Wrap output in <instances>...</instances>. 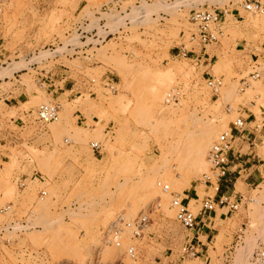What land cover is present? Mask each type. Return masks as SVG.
<instances>
[{"label": "rangeland", "instance_id": "obj_1", "mask_svg": "<svg viewBox=\"0 0 264 264\" xmlns=\"http://www.w3.org/2000/svg\"><path fill=\"white\" fill-rule=\"evenodd\" d=\"M112 1L0 6L1 53L9 59L0 69L9 78L0 81V264H249L264 244V84L250 78L255 64L264 67V15L246 12V0H141L140 7L121 0L123 11L132 8L131 26L100 46L80 40L79 28L106 35L100 19L112 32L124 25L116 10H102ZM198 8L227 12L217 45L181 38L194 31L190 12ZM182 42L200 58L179 55ZM246 44L258 51L252 56ZM209 76L223 79L217 94ZM175 88L180 101L165 104ZM43 104L59 106L58 121L37 120ZM239 117L258 126L260 138L245 142L243 172L221 192L239 211L217 207L222 220L207 239L175 220L172 194L185 201L195 190L196 215L220 194L200 180L213 144ZM142 213L148 233L132 239L126 228L118 247L109 235L116 220ZM193 242L204 244L201 254L183 258Z\"/></svg>", "mask_w": 264, "mask_h": 264}, {"label": "built area", "instance_id": "obj_2", "mask_svg": "<svg viewBox=\"0 0 264 264\" xmlns=\"http://www.w3.org/2000/svg\"><path fill=\"white\" fill-rule=\"evenodd\" d=\"M8 1L10 0H0V6ZM140 1L141 0H137L136 4L139 5L137 7L141 6ZM143 1L145 3H149L151 0ZM121 4V0H113L109 3V6L102 8V10L106 11V13L108 14L116 10L119 13L120 17L124 18L123 26L118 27L117 31L112 32L111 28L109 26H106L107 21L105 19H100L98 22V26L103 32L106 33V35L99 34V30L97 27H93L88 31L79 28L80 35H82L80 40L85 39V42H87V39L89 38L91 42L88 45H91L92 47L100 46L104 44L110 37H114L115 35H119V33H123L125 27L131 26L135 18L130 19L126 16H130L132 14V8L129 7L125 11H123L121 8ZM242 6L243 9L248 13L264 15V2H261L259 0H246L245 2H243ZM190 13V22L194 26V31L190 32L188 37L185 33H182L181 38H186L190 43L198 42V44L204 46V48H206V46L217 45L224 36L223 25L226 23L227 12L223 11L221 13L219 12V10L198 8L192 10ZM235 17L236 20H238L242 16H240V14H235ZM85 21H88V19H85ZM2 47L3 42L0 44V68L4 66L6 67L7 62L9 61V59L4 58V55L1 53ZM72 47L73 46L71 44L67 45L68 49H72ZM261 48L264 51V46H261ZM75 49L77 48H74V50ZM257 51L258 49L255 48L254 52L256 53ZM189 53L195 52L193 50H187L186 42H182V46L179 48V55L181 54L186 57ZM25 70L26 68L17 71L14 73V75ZM250 78L264 84V67H262V65L260 64H255V66L253 67V71L250 73ZM6 79L9 80L8 77H5L4 79H0V81H5ZM223 84V79L221 77L216 78L209 76L207 79V85L214 94H217L219 92V90L223 87ZM242 84L244 86H248V81L243 80ZM111 90L115 91L116 88L114 86H111ZM181 97L182 92L180 89H172L166 96L165 104H176L180 101ZM59 113V106L53 104H43L37 111V120L44 125L50 124L59 120ZM258 129V126L250 127L244 118L239 117L234 122V126L230 130V132L221 134L213 144L208 153L210 170L208 173L203 175L200 182L201 184L207 185L208 188H213L215 192H220V194H216L214 197L208 196L202 202V207L200 209L201 215L209 217L217 207L221 206H227L226 208L229 209V212L234 213L239 211V202L232 201L230 197L226 196V193L221 194V192L222 189L229 188L226 182L233 165L231 157L234 159H240L242 157V153L240 151H237V142L247 141L250 142V145H252L255 140L250 137L251 130L256 131ZM90 146L95 153L101 152L102 150V144L100 142H91ZM166 190H168V188H166ZM43 194L45 195V193ZM216 198L218 199V201L215 200ZM170 207L175 211V220L184 229L189 231L197 230L199 226V215H196L190 209L189 204H186L178 194H172ZM148 226L149 217L144 213H142L131 222H126L124 217H119L116 220L114 228L112 229V232L109 233V235L113 233V240L114 242H116V245L120 247L121 243L118 240H120L122 235L127 232L126 228L131 232L130 234L132 239H141L145 236V234L148 233ZM108 237L109 236H107V241L112 242ZM201 250L202 249L199 245L195 247V242H193V245L185 244L182 249L183 258H196L199 254H201ZM128 253L134 256L135 247H130L128 249ZM168 264L175 263L169 262ZM249 264H264V244H262V246L253 253Z\"/></svg>", "mask_w": 264, "mask_h": 264}, {"label": "crops", "instance_id": "obj_3", "mask_svg": "<svg viewBox=\"0 0 264 264\" xmlns=\"http://www.w3.org/2000/svg\"><path fill=\"white\" fill-rule=\"evenodd\" d=\"M255 45L256 44H250V46H249L250 48L247 46V44L245 46L246 48H248L247 50L249 53H251L252 56L255 54V52H254ZM262 46H264V45H262ZM201 50H205L204 52H201V54L203 53L202 54L203 57L201 59V61H202L203 59H207L206 56L208 55V53H207V49L202 48ZM196 56H197V58H200V54H197ZM56 83L60 84L61 82L55 81V84H52V85L55 86V85H57ZM64 88H66L65 90L69 91V92H72L74 90V86H70L69 84H67ZM64 88H60V89L63 90ZM85 123L86 122H83V124H85ZM259 133H260L259 129L256 131L251 130L250 137L255 140L254 141L255 145H256L257 140L260 138ZM244 144H246V143L245 142H237V144H236L237 151H240L241 153H243ZM242 157H245V154ZM231 159L233 161V165L231 168V172L227 178L226 184L231 182V180L233 178H236V175H240L241 172H243V170H239V168L243 166V162H239L240 159H236V158L234 159L232 157H231ZM231 184H234V183L231 182ZM235 185H236V183L234 185H231V187L234 188ZM196 195H197V193L195 190L193 192H191L190 194H188L186 197L185 203L190 204V201L192 199H195ZM215 200L218 201L217 198ZM219 210L222 211V209L220 207H219ZM213 214H215V215H213ZM198 215H199V226L197 228V231L199 232L201 230V237H207V239H208L210 234L212 233V231H217L216 225L220 223V221L222 220V216L218 214L217 210L212 212L209 217L201 215L200 211H199ZM199 244H200V242H199ZM201 245H204V244H200L199 246L201 247Z\"/></svg>", "mask_w": 264, "mask_h": 264}, {"label": "bare ground", "instance_id": "obj_4", "mask_svg": "<svg viewBox=\"0 0 264 264\" xmlns=\"http://www.w3.org/2000/svg\"><path fill=\"white\" fill-rule=\"evenodd\" d=\"M26 62H27V61H26ZM17 63H19V62H17ZM27 63H28V62H27ZM7 66H8V65H7ZM7 66H6V67H2V68H0V69H2V70H3V69H6ZM22 69H25V68H22ZM22 69H19V70H17V71H20V70H22ZM17 71H16V72H17ZM14 73H15V72H14ZM14 73L12 74V76H14ZM5 77H7V76H5ZM5 77H0V79H4ZM166 188H167V187H165V190H166Z\"/></svg>", "mask_w": 264, "mask_h": 264}]
</instances>
